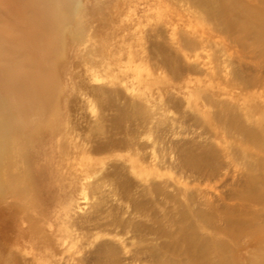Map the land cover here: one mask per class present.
<instances>
[{
    "label": "rangeland",
    "instance_id": "374dc122",
    "mask_svg": "<svg viewBox=\"0 0 264 264\" xmlns=\"http://www.w3.org/2000/svg\"><path fill=\"white\" fill-rule=\"evenodd\" d=\"M211 25L190 0H0V214L23 222L26 263L107 264L103 244L119 264L172 259L164 231L190 198L216 192L179 152L213 151L247 172L253 146L226 119L230 109L264 127V84L245 97L233 75L241 60L264 77V59L204 35L201 73L175 79L150 48Z\"/></svg>",
    "mask_w": 264,
    "mask_h": 264
},
{
    "label": "bare ground",
    "instance_id": "6f19581e",
    "mask_svg": "<svg viewBox=\"0 0 264 264\" xmlns=\"http://www.w3.org/2000/svg\"><path fill=\"white\" fill-rule=\"evenodd\" d=\"M190 1L212 23L211 27L207 31L202 30L198 37L194 31V33L189 31L180 35L175 43L176 47L171 42L165 46L163 42H158V40L150 46L153 55L160 58L161 64L170 70L172 76L176 77L175 79L184 74L201 73L200 68L195 65L199 55H194V53L205 49L206 37V39L220 36L230 38V41L239 50L248 52L250 56L246 58H250V61L264 59V0ZM159 32L161 31H156L155 38L160 37ZM204 35L207 36L204 37ZM189 54L193 55L190 64L188 63ZM240 61L235 66L238 72L236 71L237 73L233 75L234 79L241 81L236 90L243 92L244 94H242L246 97L250 96V89L261 88V85L264 84V77L256 73L253 74L246 67L247 65L243 67ZM214 74H217V71ZM261 90L264 92V87ZM257 108V106L253 107L251 111L256 113ZM231 112L229 109V117L226 120H228L230 128L247 138L248 143L253 146L254 153L251 154L253 163L244 175L238 176L231 167L230 159L225 155L223 156V158L225 157L224 160L218 161V154L213 151L204 152L201 150L197 152L193 147H189L183 148L179 152L177 155L179 164L188 168L198 177L201 176L204 180L213 182L212 188L216 192H203V189L198 197L190 198L186 211H179L177 220L172 222V225L176 227L175 231L172 230L173 233L164 231L162 235L168 240L164 241L161 249L171 252L174 257L165 260L160 253H156L155 256L153 255L154 264H264V155L262 154L264 153V127L255 122L258 130H253L254 127L249 129L246 125V127L242 125L243 123L240 124L238 115ZM200 146L198 147L200 148ZM126 185L127 183L121 186L126 188ZM157 189H159L158 186ZM164 197L168 196L165 195ZM175 206L173 205V209ZM170 214L172 213L170 212ZM174 214L173 211L172 215L174 216ZM166 219L168 218L166 217L165 221H167ZM116 222L119 223V221ZM22 223L19 220L18 223L13 224L12 222L11 224L7 222L3 214H0V264H28V261L26 263V259L20 255L21 248L19 246L21 241L24 243L25 239ZM123 223L125 224V221ZM9 230L16 232L13 238L7 235ZM11 243L16 245L15 248H12ZM103 248V261L105 263L119 264L127 260L125 255H120L122 259L117 256L115 247L113 249L105 248L103 244ZM98 261L100 262V260Z\"/></svg>",
    "mask_w": 264,
    "mask_h": 264
}]
</instances>
